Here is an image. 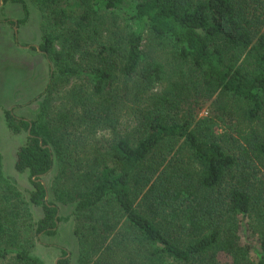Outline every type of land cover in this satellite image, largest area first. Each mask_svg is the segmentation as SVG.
Returning <instances> with one entry per match:
<instances>
[{
	"label": "trees",
	"instance_id": "trees-1",
	"mask_svg": "<svg viewBox=\"0 0 264 264\" xmlns=\"http://www.w3.org/2000/svg\"><path fill=\"white\" fill-rule=\"evenodd\" d=\"M33 1L62 28L34 47L54 66L50 77L82 76L103 101L69 91L80 114L51 116L46 86L33 118L2 109L7 129L25 133L13 169L27 173L28 199L41 209L35 234H55L60 204L81 243L79 264H264V0ZM83 43L98 63L88 71L69 54ZM213 94L233 100L245 132L217 134L195 117ZM97 129L111 136L104 146ZM53 169L48 200L40 180ZM1 205L0 261L42 264L3 246Z\"/></svg>",
	"mask_w": 264,
	"mask_h": 264
},
{
	"label": "rangeland",
	"instance_id": "rangeland-1",
	"mask_svg": "<svg viewBox=\"0 0 264 264\" xmlns=\"http://www.w3.org/2000/svg\"><path fill=\"white\" fill-rule=\"evenodd\" d=\"M24 3L26 15H23L21 3L18 1L0 0V205L4 200L7 203L1 205L5 208L2 214L6 219L5 235L2 236L3 246L8 249L23 248L32 256L41 260L42 264H56L57 261L67 259L69 264H79L81 258V243L73 232V219L69 215L70 209L67 206L58 204L57 215L61 220L56 223L55 234L45 236L35 234L34 228L37 219L41 216L39 206L33 205L28 199L31 185L26 172H16L13 169L15 150L25 140V133H12L7 129L2 109H11L16 117L31 119L38 112L41 106L39 95L46 86L51 90L48 103V110L51 116L66 112L67 108L74 113L80 114V108L69 105V91H74L79 97L83 95L95 102L102 103V98L93 96L87 89L85 79L81 77L57 79L51 78L50 74L54 66L41 53L34 49L41 41L43 33L61 32L62 28L56 27L51 22V17L45 10L33 0H20ZM64 8L65 0L59 2ZM75 9V8H74ZM104 13L103 15H105ZM107 16V15H106ZM105 26L109 24L104 23ZM85 32V31H84ZM81 32V34H84ZM103 34H107L105 31ZM60 37L54 40L55 49H60ZM143 44L146 41L143 40ZM77 51H69L72 61L84 71L92 67H97L98 63L90 60L92 52L90 44H80ZM185 69V79L191 74ZM188 76V77H187ZM166 77L178 79L169 72ZM161 90V85L156 86V92ZM154 91V90H153ZM204 97L199 101L196 118L209 119L212 123L211 128L217 134H226L235 137L237 131H246V124L236 115L231 103L233 100L223 96ZM184 103L180 108L182 112L185 103L193 100L181 99ZM231 106V107H229ZM90 108L93 109L91 106ZM233 111V118L225 113ZM122 124L129 125V121L123 116ZM82 133V131H79ZM84 134V133H82ZM72 135L70 136L71 139ZM107 130L97 129L93 136L94 143L103 144L104 140L110 139ZM88 139L82 141L83 146ZM78 153V152H77ZM79 154V153H78ZM55 170H50L41 181L47 189L46 199L49 197V189ZM5 197V198H4ZM5 204L8 207H5ZM56 204V203H55ZM250 237L253 234L248 233ZM65 254H62V253ZM0 264H14L12 255L6 256Z\"/></svg>",
	"mask_w": 264,
	"mask_h": 264
},
{
	"label": "water",
	"instance_id": "water-1",
	"mask_svg": "<svg viewBox=\"0 0 264 264\" xmlns=\"http://www.w3.org/2000/svg\"><path fill=\"white\" fill-rule=\"evenodd\" d=\"M35 48H37V46H34ZM28 131V130H27ZM40 182H42L41 180H40ZM45 199H46V195H45V197H44Z\"/></svg>",
	"mask_w": 264,
	"mask_h": 264
}]
</instances>
